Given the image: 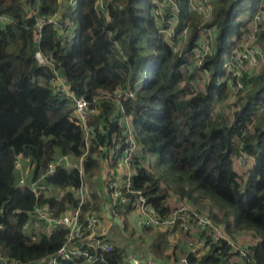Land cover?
<instances>
[{"label": "trees", "instance_id": "trees-1", "mask_svg": "<svg viewBox=\"0 0 264 264\" xmlns=\"http://www.w3.org/2000/svg\"><path fill=\"white\" fill-rule=\"evenodd\" d=\"M105 1L109 21L104 22L93 0H78L74 10L62 11L66 36L46 26L40 50L62 72L69 90L87 99L118 85L130 86L143 77L135 98L123 102L142 159H135L133 186L144 190L159 214L170 211L165 205L169 192L189 200L219 224L222 221L217 212L222 215V211L208 208L207 200L213 196L234 207L236 213L223 223L224 228L228 233L262 232L259 240L249 245L255 264H264V115L254 124L264 104V69L245 77L253 88L238 96L231 120L226 114L213 115L215 103L227 98L223 58L231 50L233 39L246 30V23L238 16L244 10L249 16L264 3L250 0L241 9L243 0H215L209 24L217 30L214 51L202 63L209 79L195 91L185 82L200 67L182 72L198 25L187 9V0H179L181 20H190L191 30L178 52L158 34L151 14L152 0ZM60 5V0H0V13L10 17V22L0 26V264H41L62 243L66 235L63 228L49 230L42 225V230L35 224L28 230L23 228L35 204H47L54 214L78 204L72 192L81 184L76 168H58L47 176L43 182L54 192L37 197L17 184L19 172L14 167L16 158L24 163L28 160L30 178H35L57 156L76 158L83 151L84 135L71 103L55 93L52 69L39 65L34 58L35 20L52 14ZM258 37L264 40V28ZM112 40L118 42L119 49ZM112 107L110 101L101 104L92 121L96 130L101 123L105 131L96 132L84 157L89 199L82 204L83 214L93 211L103 216L104 198L97 192L95 177L102 163L99 147L120 139L116 123L108 120ZM241 137L242 148L254 157L247 172L240 171L235 160L236 140ZM128 209L126 205L119 210L123 228L127 226L124 215ZM167 232L158 228L150 247L163 259H167L170 247ZM182 233L185 238L191 235ZM108 240L112 250L98 251L99 259L94 263L80 258L60 259L58 264H124L127 245L114 236ZM206 242V250L187 257L189 263L235 264L225 242L208 237Z\"/></svg>", "mask_w": 264, "mask_h": 264}, {"label": "built area", "instance_id": "built-area-1", "mask_svg": "<svg viewBox=\"0 0 264 264\" xmlns=\"http://www.w3.org/2000/svg\"><path fill=\"white\" fill-rule=\"evenodd\" d=\"M93 1L104 22L109 21L110 12L106 1ZM60 3L59 8L52 14L41 16L35 20L34 29L37 47L34 51V58L39 65L50 67L55 74V77L51 80L54 91L57 96L67 98L71 103L73 113L84 135V147L79 157L72 158L68 154H61L50 160L44 171L35 178H30V165H27V167L25 165L28 160L24 163L20 158H16L14 162V167L19 172L17 184L28 188L37 197L39 195H51L54 192L52 187L43 181L58 168H76L81 181L77 189H72V192L78 198L76 206L69 207L60 214H54L47 204L37 203L28 211L30 219L24 223V229H30V224H41L49 230L57 228L66 230L62 243L41 264H58L60 259L74 260L80 258L88 263L96 262L99 259L98 251L109 252L112 250V244L106 236L109 228L115 225L112 218L118 217L121 220L119 210L126 205L129 206V209L125 212L124 218H128L131 211H134L138 226L160 227L166 230L178 228L182 232H190V237L186 238L183 244L184 255L167 264H193L189 263L187 257L197 255L203 249H207L206 237L210 238L211 241L225 242L233 263L255 264L252 259L253 251L250 245L238 242L226 231L223 225L210 219L189 200L180 199L170 209L169 213L159 214L147 200L144 190L133 186L132 177L137 165L135 159H141V156L138 152L139 144L132 119L127 113L123 102L135 98L137 88L140 86L143 77L130 86L118 85L111 91H99L91 99L77 96L70 91L62 79L63 77L58 75L54 63L40 50L43 29L46 26H51L58 30L61 36H66L67 31L62 24V11H65L66 8L74 10L78 0H60ZM186 5L189 12L197 18L198 25L193 44L186 52L188 61L182 65V72L183 74L190 73L194 67H200L194 77L185 82V85L196 91L208 73V70L202 67L203 60L214 51L217 30L215 26L209 24L212 19L215 0H187ZM118 7L121 8L122 4L118 3ZM151 7V14L158 34L170 45L173 51L182 50L190 35L191 23L190 20H181L179 0H152ZM8 22H10V17L0 13V26H4ZM244 22L246 23V30L241 36L233 39L234 44L229 53L224 56L221 64L225 74L227 99L230 105H233L232 102L241 93L253 88V85L246 81L245 77L264 69V45L258 37L259 32L264 28V6L254 11ZM107 35L111 37L112 32L108 31ZM112 43L115 48L119 49L116 40H112ZM108 101L113 105L111 112L108 114V120L116 123L120 139L119 141L113 139L111 145H101L99 147L105 164L114 165L116 168V171L114 168H107L106 172H103L102 180L105 181L108 190L107 207L111 214L110 218L106 217L107 221L104 224L102 222L103 218L96 212L82 213V204L89 199L86 183L84 182L83 161L89 150L91 140L96 136V132L105 131L101 123H98L96 130V127L92 125V121L101 111V104ZM258 113L264 115V104L260 105ZM243 140V137L236 140L238 152L235 160L237 167L242 172H247L254 163V157L247 154L242 148ZM55 193L59 194L60 191L57 189ZM119 228L123 232L122 220ZM0 260H2L1 256ZM123 262L124 264H150V260H142L132 251L125 253ZM11 264L23 263L13 261Z\"/></svg>", "mask_w": 264, "mask_h": 264}, {"label": "crops", "instance_id": "crops-1", "mask_svg": "<svg viewBox=\"0 0 264 264\" xmlns=\"http://www.w3.org/2000/svg\"><path fill=\"white\" fill-rule=\"evenodd\" d=\"M208 79H209V74L207 73L205 75L204 79H203V82L199 85L198 89H202V87L208 81ZM257 114H259V113H257ZM259 115L262 116L263 114H259ZM256 118H257V116H256ZM101 162H102L101 163V167H100L99 172H98V176L100 177L101 180H99V181H97L95 183H96V189H97L98 194H100V196L104 198L103 210L100 213H102L103 216L106 217L105 204L108 201V190H107L105 181L102 180L103 179V172H106L107 168H110V169L114 168L115 171H116V168H115L114 165L112 166L111 164H105L106 162L103 159L101 160ZM25 165L27 167V165H29V164L26 163ZM238 169L240 170L239 167H238ZM86 187H87V185H86ZM88 190L89 189L87 187V192H88ZM88 196H89V192H88ZM180 199L181 198H179L177 195L173 194L172 192H169L167 197H166V200H165V205L168 206L169 210H170L173 206H175L177 204V201L180 200ZM134 213H135L134 211H131L130 216L128 218H125V220L127 221V224H128V228L130 230H132L131 234L134 235L132 232L135 231L136 227H139L142 230L141 239L147 241L148 237H149V238H151V241H153V238H154V236L156 234V231L158 230V228L160 229V227L155 228V227L138 226L136 224V216H135L136 213L135 214ZM103 216H101L103 218L102 222L104 224H106V221H107L106 219L107 218H104ZM113 228L118 229V233L117 234L120 237H122V236L124 237L127 234L126 228H123V232H122L117 224H115L113 226ZM110 229H111V227L109 228L108 234L106 236L108 239L113 237L114 234H115V229L113 231H111V232H110ZM163 229L164 228H162V230ZM167 231L168 232L166 234V239L169 240V245H170V247L168 249V257H167V259H163L162 257L158 256L150 248H148L147 250H140V252H138V253H135L133 250H130V251H132L134 254L137 255L138 258H140L142 260H150V264H160V263L167 264V263L174 262L176 259L181 258L184 255L185 252L183 250L184 249V245L183 244L186 241L185 240L186 238L183 236V233L178 228H176V229L172 228V229L167 230ZM235 231H236L235 233H229V234H231V236L233 235L232 237H234L238 242L246 243V244L249 245V243H253L254 241L258 240L257 238L254 239L252 237H248L247 233H249L250 230H248V231L247 230L246 231L245 230L244 231L235 230ZM123 243L127 245V249L126 250L129 251L128 247L131 244L127 243L125 239L123 240Z\"/></svg>", "mask_w": 264, "mask_h": 264}, {"label": "rangeland", "instance_id": "rangeland-1", "mask_svg": "<svg viewBox=\"0 0 264 264\" xmlns=\"http://www.w3.org/2000/svg\"><path fill=\"white\" fill-rule=\"evenodd\" d=\"M250 0H243L242 3L240 4V8H244L245 6H247V4L249 3ZM262 3H264V0H262ZM264 6V5H263ZM247 14H248V11L244 10L243 12H240L239 16H238V19L239 20H242V21H245L247 19ZM262 44L264 45V40H262ZM238 98V96H237ZM237 98L234 99V101L232 102L233 105H230L229 104V100L226 98L222 101H218L215 103V107H214V111H213V115H217L219 113H222V114H226L225 116H228L229 119L231 120V117H232V114L233 112L235 111L236 109V106L234 105ZM261 113V112H259ZM261 115L257 114V118L255 120V123L254 124H257L259 119H260ZM152 160V159H151ZM101 180L100 177L98 176V174L96 175L95 177V182ZM100 183V182H99ZM87 185V184H86ZM89 192V190H88ZM212 199H209L207 200V207H211V209L213 210H216L215 212L217 211H222V215L217 212L220 217H221V221H222V224L226 221H231V219H233L236 211H235V208L232 207V206H228L226 204H224L223 202H221L220 200H218L217 198H214L213 196L211 197ZM213 203V204H212ZM40 229L43 230V226L41 224L38 225ZM115 229V234H114V237H117L118 240H120L119 242H121V244H124L123 243V240L125 239L127 243L131 244L129 247H128V250H133L135 253H138L140 252V250H147L148 248L151 247V243L153 241H151V238L148 237V240L145 241V240H142L141 239V236H142V230L139 228V227H136L135 228V231L132 232L134 235L131 234V231L129 228H128V224L126 226V232L127 234L123 237H120L117 233H118V229L116 228H113V226L111 227L110 229V232L113 231ZM248 237H252V238H257L259 240V238L262 236V232H259L258 235L256 234H253V232H250L247 233ZM258 240L254 241L253 243H256ZM151 249V248H150Z\"/></svg>", "mask_w": 264, "mask_h": 264}, {"label": "water", "instance_id": "water-1", "mask_svg": "<svg viewBox=\"0 0 264 264\" xmlns=\"http://www.w3.org/2000/svg\"><path fill=\"white\" fill-rule=\"evenodd\" d=\"M58 75H59L60 77H63V74H62L61 71H58ZM105 212H106V217H107V218H110V217H111V214H110L109 209H108V207H107V203L105 204ZM112 220H113V222H114L115 224H117L118 226L121 225V220H120L118 217H113Z\"/></svg>", "mask_w": 264, "mask_h": 264}]
</instances>
